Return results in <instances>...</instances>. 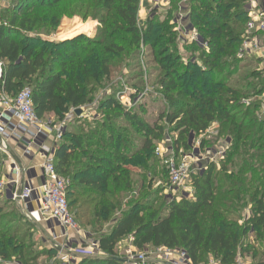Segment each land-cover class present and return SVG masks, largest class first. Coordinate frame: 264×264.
Wrapping results in <instances>:
<instances>
[{
	"label": "trees",
	"instance_id": "1",
	"mask_svg": "<svg viewBox=\"0 0 264 264\" xmlns=\"http://www.w3.org/2000/svg\"><path fill=\"white\" fill-rule=\"evenodd\" d=\"M187 2L188 21L203 45L188 43L186 49L196 57L186 61L177 51L179 36L173 22L157 20L152 9L139 24L140 0H6L0 7V93L14 96L24 86L30 87L40 119L52 116L60 122L71 109L91 104L96 85L113 77V61L126 48L139 49L143 44L150 46L158 59L162 73L159 91L169 106L159 120L184 128L171 151L186 147L181 139H186L188 130L204 132L213 121L227 127L229 135L233 133L229 136L232 147L225 152L227 163L222 162L214 175L209 164L193 177L192 200L176 201L162 195V203L155 207L158 195L165 190L160 186L152 189L150 177L153 141L162 127L147 122L140 109L125 107L115 95L98 100L92 119L75 113L64 125L53 153L55 170L68 181L69 211L81 225L96 226L110 219L114 223L99 235V252L81 255L71 264H122L114 249L126 236L132 237L138 250L147 246L180 248L192 264L203 263L207 255L220 264H231L238 253L248 250L251 229L264 240V121L249 119L246 123V111L235 120L231 112L243 107L236 98L239 93L214 78L226 66L241 62L237 53L249 13L242 5L244 0ZM74 16L98 22L94 38L74 36L90 30L92 22L74 20L62 25ZM58 28L57 36L74 37L47 39ZM249 57L255 63L250 76L259 97L264 93L263 59ZM256 102L260 106L261 101ZM249 137L245 146L254 153H246L247 160L237 171L228 170V160ZM134 168L143 172L137 173L138 182L132 178ZM129 192L132 198L123 203L122 195ZM248 202L252 204L250 216H227L234 206ZM120 207L127 210L112 218ZM24 224L29 227L32 223L26 219ZM11 229L1 231L0 224V258L16 256L28 264L27 259L32 263L41 255L54 254L48 248L38 257L25 259L24 243L9 234Z\"/></svg>",
	"mask_w": 264,
	"mask_h": 264
},
{
	"label": "rangeland",
	"instance_id": "2",
	"mask_svg": "<svg viewBox=\"0 0 264 264\" xmlns=\"http://www.w3.org/2000/svg\"><path fill=\"white\" fill-rule=\"evenodd\" d=\"M2 1L3 3L1 6L5 4L6 0ZM175 1L176 2H173V4L171 3L169 6H166L164 0H161L160 4L155 6V8H153V12H151L152 5L150 0H145L142 3L140 0L138 12L139 24L142 25L145 17L148 16L150 12L152 16L156 15L155 17L157 20L164 22H172L174 19H180V14L188 17V2L184 3L185 8L183 9V12H181L179 10V0ZM176 4H178L177 8L175 7ZM242 5L247 12L250 10H264V0H244ZM93 22L96 23L94 29L86 31L87 34L80 32L74 36L83 34L91 39L94 38V33L97 27H99V24L95 20H93ZM177 43V51L183 60L186 61L187 57L192 55L193 57H196V55L191 52L189 48L186 49V45H189L187 44L188 41L182 42L178 40ZM199 45L202 46V42H200ZM129 49L130 48H126V50L121 53L120 58L113 61L115 63L113 77L110 79H103L96 85L97 88L94 91L93 102L87 105L91 108L90 112L87 113V119H92L93 114L97 111L96 108L98 100L106 98L109 95H115L116 99L129 109H140V114L147 122L159 125L163 129L161 133L155 134L157 137L153 141L155 154L153 156L154 161L152 162L153 170L150 172V177L153 178L152 189L157 186H160L161 189L165 188L164 192L162 191L161 195H158L155 207H158L160 203H162V195L170 200L175 199L176 201H179L182 198L192 200L195 195L193 177L196 173H203L209 164L213 166L214 175V173H216V171H218L221 167L222 162L227 163V156L225 152L229 147H232L231 138L229 136L233 133L229 135L227 127L222 126L218 121H213L208 125L204 132H198L196 129L188 130L186 139H181L182 142L185 141L186 147L180 145L181 148H179L180 150L178 149L176 153L175 150L171 151L174 140L178 139L182 129L184 128H178L176 123L168 124L165 120H159L160 114L167 112V110H169V106L161 97L159 91L160 87L158 80L160 77L159 75L162 73L160 72L159 65L157 63L158 59L156 56L152 55L150 46L148 45L144 46L141 44L139 49H136L135 47L131 48L130 51ZM237 58L241 60L240 63L237 62L233 66H226L225 71L214 78L215 80L221 79L227 87L239 93L236 98L240 103L239 105H242L243 107L241 109H233L231 112L235 117V120H240V118L246 114V123L249 119H256L257 122L259 120L264 121V104L260 102V106L258 107L254 104L257 99L261 101L260 97L261 95H264V93H262L259 97H256V90H253L256 89V87L254 80L250 75L255 63L251 61L249 56ZM228 69L232 70H229L228 72ZM252 103L255 107H251V105H253ZM1 110L2 109H0V111ZM244 111H246V113L243 114ZM43 120L46 122L51 121L52 124L57 123L56 118L52 116H47ZM228 122L230 123V120ZM220 130L221 134L219 133ZM249 139L250 137L247 140L240 142L236 155H234L231 160H228V170L237 171L239 166L242 164V161L247 160L246 153L247 155L254 153L255 150H249L248 147L245 146V143H248ZM157 149L159 152H157ZM7 157L8 156L0 150V181L3 179L2 174L4 170H7ZM171 158L174 162L186 161L190 169L183 184L178 188L170 186L169 184L166 162ZM256 162L257 161L254 160L252 163L255 165ZM132 172V178L135 182H138L139 177L137 176V173L141 175L143 173L142 170L140 168H134ZM122 196L123 203L132 198L130 192L125 193ZM251 205L252 204L248 202L244 206H234L233 209L229 210L231 211V214H228L227 216L230 219H233L234 217H240V219H242L250 216L252 211ZM0 207L2 211L0 214V217H2L0 218V224L3 228L1 231H5L8 227H12L9 234L17 235L18 238H21L19 240L23 241L25 259H27V257H38L40 253L48 248H51L54 253L50 256L41 255L37 261L32 263L27 259L28 264H62L58 258V250L49 246L51 241L47 240L46 236L44 237L38 232L34 221L26 218L23 210L19 208L17 202L7 198L6 194H4L2 190H0ZM91 207L93 206H90V210ZM126 210L127 208L120 207L114 212L112 218L119 217ZM26 219L32 223L29 227L24 224ZM75 221L81 230L87 232L86 234L84 233V239L95 247L96 252H99L97 248V239L101 233L108 231L112 227L114 223L113 219L104 223L99 222L96 226H85L81 225L78 220ZM16 230L17 232H15ZM247 241L250 243V246L247 247L248 250H245L243 253H238L236 258L243 262H249L250 264H264V240L257 238L255 232L251 229L247 234ZM154 249H156V247L147 246L141 251H155ZM114 250L116 256L120 258L121 263L127 256L128 251H139L136 247H134L133 239L130 236L120 239ZM253 253L256 254L254 258ZM78 259L79 258L75 261H78ZM211 260L216 259L212 255H207L203 263L200 264H209ZM72 262L73 261L68 264H71ZM0 264H23V262L16 256H11L8 259L0 258Z\"/></svg>",
	"mask_w": 264,
	"mask_h": 264
},
{
	"label": "built area",
	"instance_id": "3",
	"mask_svg": "<svg viewBox=\"0 0 264 264\" xmlns=\"http://www.w3.org/2000/svg\"><path fill=\"white\" fill-rule=\"evenodd\" d=\"M152 9L158 6L161 0H150ZM187 0H180L179 10L183 12L184 3ZM166 6L171 4V0H164ZM2 1L0 0V7ZM249 19L245 25L242 34L243 42L237 53V57L253 56L261 57L264 65V10L248 11ZM187 15V14H186ZM182 17V18H181ZM175 24V30L178 32L179 40L182 42H202L200 37L191 27L188 17L180 14V19L172 21ZM187 43V44H188ZM264 77V74H263ZM264 104V95L260 97ZM0 150L7 155V142L15 141L18 145L23 142L24 154L29 153L28 146L39 145L42 138L49 133H53L57 140L60 139L64 125L71 121L75 114V109H71L64 119L56 124L46 122L40 119L33 108L31 99V89L28 86L21 88L14 96H8L0 93ZM157 152L158 149H157ZM221 154V153H220ZM217 155V153H216ZM169 173V184L173 187H179L183 184L189 165L186 161L174 162L169 159L166 162ZM15 168V167H14ZM45 182L39 188H32L23 185L19 190L13 189L18 184V180L13 177H6L0 181V190L6 194L7 198L15 200L26 218L31 219L32 215H48L56 225L62 227L64 232L72 231L79 233V227L76 224L74 216L69 211L66 198L67 179L60 176L54 167V157L52 152L43 155L41 163ZM16 170V168H15ZM17 171V170H16ZM38 201V208L35 210L29 208L30 203ZM55 239L56 237L53 236ZM50 247L58 250V258L62 264H68L79 258L81 255L95 254V247L91 244L70 245L63 243H54ZM155 251H128L122 264H192L187 253L180 249H169L162 246L156 247ZM209 264H220L219 261L211 260ZM231 264H250L235 259Z\"/></svg>",
	"mask_w": 264,
	"mask_h": 264
},
{
	"label": "crops",
	"instance_id": "4",
	"mask_svg": "<svg viewBox=\"0 0 264 264\" xmlns=\"http://www.w3.org/2000/svg\"><path fill=\"white\" fill-rule=\"evenodd\" d=\"M2 1V0H1ZM145 0H141V3ZM3 3V1H2ZM78 20L81 23H88L92 22L93 28H95L96 23L92 20H86L82 21L79 17L74 16L70 19H68L64 24H70L71 21ZM60 25L59 28L62 26ZM56 32L48 37L49 40H65L71 37H64L61 38L57 36L58 30ZM80 33V32H79ZM82 33L87 34L86 31H83ZM1 109V107H0ZM91 108L87 105L83 106L81 108V115L82 117H87V113L90 112ZM51 122V121H50ZM39 145H31L28 146L29 153L24 154L23 152V145L27 144V142H23L21 145H18L15 141L9 140L7 142V170L3 172L2 177H13L18 180V184L13 187V189L19 190L23 185L31 186L32 188H39L44 182V175L41 168V163L43 160V155L47 152L54 153L55 148L58 146V140L55 138L53 133H49L48 135L44 136L41 140ZM6 167V166H5ZM16 170H15V168ZM30 207L33 209L38 208V201L34 200L32 203H30ZM31 219L34 221L37 230L40 234H42L44 237L46 236V239L51 241L50 245H53L54 243H63L64 241L70 244V245H76V244H88V242L84 239V233L87 232L84 230H81L79 228V233H74L72 231L64 232L65 229L62 227H59L54 223V221L48 216V215H32ZM53 236L56 238L54 239Z\"/></svg>",
	"mask_w": 264,
	"mask_h": 264
},
{
	"label": "water",
	"instance_id": "5",
	"mask_svg": "<svg viewBox=\"0 0 264 264\" xmlns=\"http://www.w3.org/2000/svg\"><path fill=\"white\" fill-rule=\"evenodd\" d=\"M202 41V39H200ZM76 114H80L81 113V109H76L75 110ZM29 208L31 209V207L29 206ZM117 260L121 261L120 258H117Z\"/></svg>",
	"mask_w": 264,
	"mask_h": 264
}]
</instances>
